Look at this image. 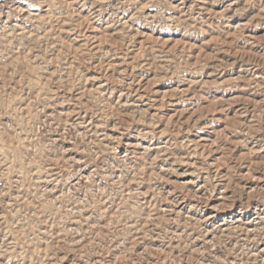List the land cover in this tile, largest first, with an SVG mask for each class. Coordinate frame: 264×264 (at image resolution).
Instances as JSON below:
<instances>
[{
  "label": "rangeland",
  "instance_id": "1",
  "mask_svg": "<svg viewBox=\"0 0 264 264\" xmlns=\"http://www.w3.org/2000/svg\"><path fill=\"white\" fill-rule=\"evenodd\" d=\"M260 217L264 0H0V264H264Z\"/></svg>",
  "mask_w": 264,
  "mask_h": 264
},
{
  "label": "bare ground",
  "instance_id": "2",
  "mask_svg": "<svg viewBox=\"0 0 264 264\" xmlns=\"http://www.w3.org/2000/svg\"><path fill=\"white\" fill-rule=\"evenodd\" d=\"M182 2V1H181ZM183 2H184V0H183ZM190 3V2H189ZM191 5V4H190ZM184 6V5H183ZM189 8V7H188ZM261 47V46H260ZM252 71H254V70H252ZM262 74V73H261ZM256 76V75H255ZM262 75H258L257 77L258 78H260ZM254 80V79H253ZM255 81V80H254ZM50 116V115H49ZM52 116V115H51ZM168 134V133H167ZM166 134V135H167ZM165 136V135H164ZM207 137V136H206ZM207 139H203V141H206ZM199 141V140H198ZM197 141V142H198ZM191 144H193V143H191ZM189 145V144H188ZM202 145V144H201ZM206 145V144H205ZM190 146V145H189ZM135 147V146H134ZM112 148V147H111ZM115 148V147H114ZM113 148V149H114ZM199 148V147H198ZM138 150V149H137ZM197 150V149H196ZM196 150H194V151H196ZM130 153V152H129ZM192 154V153H191ZM161 155V154H160ZM162 155H165V154H162ZM200 155V154H199ZM202 156V155H201ZM192 159V157H190L187 161H185V162H183L184 164H182V166L181 167H179V168H177V169H173V173H172V175H171V177H172V182L170 181L168 184H171V183H173V184H175L176 185V187H181V188H187V189H189V190H191V188H192V185L193 184H195V180H194V178H193V175H194V173L192 172V162L190 161ZM167 160V159H166ZM165 160V161H166ZM194 162V161H193ZM182 163V162H181ZM210 164V163H209ZM185 166H190V167H188V168H184ZM173 168V167H172ZM166 169V168H165ZM170 170V169H169ZM91 174V173H90ZM197 174V173H196ZM85 176V175H84ZM170 178V177H169ZM198 179V178H197ZM205 184V183H204ZM204 184H202V185H204ZM199 188V187H198ZM178 189V188H177ZM171 190V189H170ZM196 190V189H195ZM194 190V191H195ZM192 191V190H191ZM203 191V190H202ZM226 191V190H225ZM167 194L168 195H170V196H172L173 194H174V190L173 191H167ZM206 194V193H205ZM196 196V195H195ZM199 196V195H198ZM204 196V195H203ZM168 197V196H167ZM201 197V196H200ZM198 198V197H197ZM205 198V197H204ZM193 200V199H192ZM209 200V199H208ZM207 201V200H206ZM171 202V201H170ZM188 202V201H187ZM194 204H196V203H194ZM168 205V204H167ZM172 205H173V208L172 209H170L169 211H170V214H173V213H177V214H180L181 212H183V210H185V208H186V206H185V201L184 200H179L178 198L176 199L175 197H173L172 198ZM201 205V204H200ZM196 206V205H195ZM205 206H206V204H205ZM218 208H216V206L214 205H212V206H209V204H207V215H206V217L204 218V219H200L201 221H199L201 224L203 223V225L205 226V227H208V223L210 222V221H212L215 217H217L218 216V210H217ZM164 211V210H163ZM166 211H168V210H166ZM190 212L192 213V208H191V210H190ZM187 215V214H186ZM195 218V217H194ZM193 218V219H194ZM261 218V220H264V217H260ZM241 220V218H237V219H235V220H233V219H230L229 221L230 222H232V227L233 228H238L239 227V221ZM186 221V220H185ZM251 222H245L244 224H245V227L243 228V227H240L239 229H237V230H239L242 234H245L246 236H248V233L250 234V233H252L255 229L253 228V227H255L256 226V224L258 223V222H255V225H253V224H250ZM220 225V227H221V229H222V231H227L228 230V224L227 223H225L224 222V219H222V222L219 224ZM189 227V226H188ZM213 229V228H212ZM178 233V232H177ZM180 233V232H179ZM192 233V232H191ZM181 234V233H180ZM213 232L211 231V230H207V237H206V239L208 240V242L209 241H211L212 240V238L214 237L213 235ZM199 235V234H198ZM197 237V236H196ZM182 238V237H181ZM202 239V238H201ZM208 242H206V243H208ZM205 243V242H204ZM212 243V242H211ZM259 245H262V246H260V247H258V248H260L257 252H259V253H263L264 254V242H262L261 244H259ZM257 252H256V254H257ZM260 256V255H259Z\"/></svg>",
  "mask_w": 264,
  "mask_h": 264
}]
</instances>
